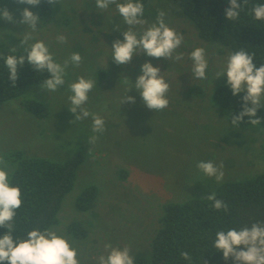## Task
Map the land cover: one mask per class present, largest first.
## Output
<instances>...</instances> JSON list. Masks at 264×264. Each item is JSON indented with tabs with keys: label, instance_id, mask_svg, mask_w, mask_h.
Wrapping results in <instances>:
<instances>
[{
	"label": "rangeland",
	"instance_id": "1",
	"mask_svg": "<svg viewBox=\"0 0 264 264\" xmlns=\"http://www.w3.org/2000/svg\"><path fill=\"white\" fill-rule=\"evenodd\" d=\"M52 5V15L41 18L36 6L0 0V11L6 7L14 20L22 18L24 8L41 18L34 32L0 18V46L22 49L42 40L58 63L63 64L74 52L82 57L79 67L69 63L65 85L58 91L47 92L40 85L27 88L23 97L45 104L50 111L47 118H37L25 110L24 98L0 102V156L8 161L9 154L21 151L29 157L64 162L81 153L84 159L74 188L63 202L55 228L78 249L81 264L107 255L106 243L129 246L136 264L138 258L151 255L165 204L207 198L225 181L264 172V127H232L231 119L213 99L217 87L227 81L226 75L215 80V74L232 52L217 41L200 39L173 0H154L143 16L147 21L143 28L156 22L158 13L164 11L168 26L184 37L176 50L183 53V60L140 54L125 66L112 59L113 41L123 40L122 31L127 30L115 5L102 12L95 7V0H56ZM136 30L141 31V26ZM27 33L32 38L22 45ZM59 34L67 37V43L56 41ZM197 47L205 49L208 61L204 80L192 79L189 54ZM146 60L159 66L170 84L168 107L160 111L149 110L134 88L128 95L136 98L135 104L120 103L126 90L134 87ZM80 76L97 81L85 107L105 120L102 134L92 132L91 117L75 120L68 109V85ZM195 87L201 91H194ZM93 135L99 138L89 143ZM199 161L222 163L223 180L218 183L205 176L196 168ZM93 186L98 191L93 208L80 211L77 198ZM74 223L86 229V237L74 235L70 229ZM83 228L76 230L82 232Z\"/></svg>",
	"mask_w": 264,
	"mask_h": 264
},
{
	"label": "clouds",
	"instance_id": "2",
	"mask_svg": "<svg viewBox=\"0 0 264 264\" xmlns=\"http://www.w3.org/2000/svg\"><path fill=\"white\" fill-rule=\"evenodd\" d=\"M17 4L39 6L41 0H15ZM49 4L56 3V0H47ZM248 0H243V4L238 0H229V6L225 9L228 20H238L243 5ZM111 5L116 6V10L123 18L127 30L122 31L123 40L113 41L112 59L117 65L131 64L133 57L144 54L150 58L166 59L173 61L183 60V53L176 50L183 43L184 37L178 34L174 28L165 22L164 11L157 15L156 22L143 28L147 21L143 19L144 4L140 0H95V7L99 10H107ZM254 19L264 20V4H257L252 8ZM21 19L14 20L13 14L5 7L0 11V18L21 25H25L33 32L37 31V23L41 21L38 14L24 8L20 12ZM137 26L142 30L137 31ZM117 31H120L118 28ZM31 34L24 36L23 44H27L31 39ZM56 41L60 44L67 43V37L59 34ZM13 51L15 48L13 47ZM27 55H8L5 58V66L8 69V79L15 85L19 69L27 63L36 72L46 71L49 77L43 81L40 88L47 92H56L62 85H65L66 69L69 63L79 67L82 62L80 53L74 52L63 64L54 60L49 47L38 40L26 49ZM193 62L192 79H207L206 71L208 61L205 49L197 47L189 54ZM140 75L137 76L134 87L126 90V94L121 99L124 103L135 104L136 98L128 95L131 89H135L144 105L152 111H160L168 107L169 100L167 93L170 84L166 82L159 66H153L150 60H146L140 66ZM226 84L230 87L233 96L243 94L242 111L237 115H232V127H239L244 117H248V123L258 125L261 118L257 117L259 109L264 108V64L259 67L254 63V54H249L241 49L230 53L226 64L216 72L215 80L225 76ZM97 86V81L86 79L83 76L77 78L75 82L68 85L71 95L68 97L70 105L69 111L75 114V120H85L91 117L92 132L102 134L105 129V120L98 114H94L85 107L89 100V93ZM98 135H93L89 143H95ZM196 168L207 177H214L219 183L224 178L223 164H214L212 161H199ZM14 175V168L8 161L0 156V227L6 232L0 236V264H81L78 259V249L63 234H58L55 227L33 228L26 233L25 238L14 237L15 217L17 209L22 206L20 187L11 184V177ZM207 200L213 201L216 210L227 211L228 205L221 199H217L215 193L207 196ZM214 247L222 253L223 258H232L234 264H264V222H254L251 226H244L237 230L231 228L225 231L216 232ZM107 255L100 254L96 259V264H135V258L131 255V249L125 245L123 248L113 246L110 243L104 245ZM183 259L191 261V256L187 251L181 253Z\"/></svg>",
	"mask_w": 264,
	"mask_h": 264
},
{
	"label": "trees",
	"instance_id": "3",
	"mask_svg": "<svg viewBox=\"0 0 264 264\" xmlns=\"http://www.w3.org/2000/svg\"><path fill=\"white\" fill-rule=\"evenodd\" d=\"M153 1L140 0L144 4L143 16L149 11ZM173 1L196 28L200 39L206 42L217 41L232 53L243 49L254 54L257 67L264 64V20H255L252 13V8L257 4H264V0H248L243 5L239 19L235 21L228 20L225 14L229 0ZM238 2L243 4V0ZM36 7L41 18L53 13V5L47 0H41V4ZM30 45L15 51L10 47L0 46V102L24 98L22 105L25 110L37 118L45 119L50 115L48 107L40 101L23 96L30 85H42L49 74L46 71L36 72L25 63L19 69L15 85H12L5 66L8 55L26 56V49ZM54 60L56 61L55 58ZM194 89L201 91L197 87ZM242 95L233 96L230 87L224 83L214 91L213 99L231 119L232 115L242 111ZM257 117L261 118L258 125L264 127V108L258 110ZM247 121L248 117H244L240 125L255 126ZM83 159L81 153H76L64 162L29 157L21 151L8 155V161L14 168L11 184L20 187L23 201L22 206L17 209L14 237L25 238L27 231L33 228L44 230L59 224L63 202L74 188L77 171ZM97 194V188L90 187L77 198L76 207L80 211L91 210ZM215 194L217 199L228 205L227 211L216 210L213 201L207 198L165 204L160 227L152 239L151 255L148 258H138L136 264H234L232 258L225 260L222 253L214 247L216 232H226L231 228L239 230L254 222H264V172L253 178L225 181ZM76 228L83 227L80 223L72 224L70 229L74 231V235L79 238L87 236L85 228L82 232H77ZM5 232L6 229L0 227V236ZM184 251L191 256L190 262L181 256Z\"/></svg>",
	"mask_w": 264,
	"mask_h": 264
}]
</instances>
